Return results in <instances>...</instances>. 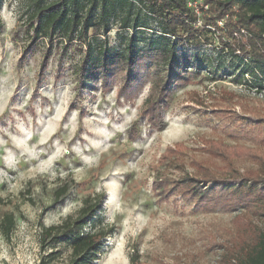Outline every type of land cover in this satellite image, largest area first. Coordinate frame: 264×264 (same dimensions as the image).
<instances>
[{
    "label": "rangeland",
    "instance_id": "obj_1",
    "mask_svg": "<svg viewBox=\"0 0 264 264\" xmlns=\"http://www.w3.org/2000/svg\"><path fill=\"white\" fill-rule=\"evenodd\" d=\"M32 1L3 0L0 8V219L11 214L15 220L10 236L0 235V264H38L42 228L74 216L82 199L97 193L103 195L97 213L112 234L94 264H227L242 224L261 231L264 218L241 209L206 211L178 187L162 198L153 185L157 178L175 182L208 171L227 177L228 168L257 169L243 153L264 154V83L256 74L241 75L246 61L224 45L235 41L249 49L250 33L239 29L224 40L215 27L204 26L213 16L209 6L194 3L198 33L184 52L211 68L172 90L157 130L139 117L151 81L124 97L120 76L104 87L80 88L73 73L76 46L53 48L37 80L47 44L23 56ZM140 16L146 29L137 36L149 38L157 31L155 19L144 10ZM227 18L216 20L217 27ZM132 33L113 25L97 40L116 48L119 37ZM65 183L67 195L54 202ZM59 248L65 258L68 252Z\"/></svg>",
    "mask_w": 264,
    "mask_h": 264
},
{
    "label": "trees",
    "instance_id": "obj_2",
    "mask_svg": "<svg viewBox=\"0 0 264 264\" xmlns=\"http://www.w3.org/2000/svg\"><path fill=\"white\" fill-rule=\"evenodd\" d=\"M195 1L198 0H33L26 14L29 44L23 56L29 55L39 43L47 44L37 74L39 82L52 49L59 46H76L79 50L80 58L73 73L80 88L89 90L96 84L104 87L120 76L119 93L124 97L130 96L143 80L151 81V90L139 117L159 130L164 126L162 113L168 107L172 90L190 84L198 70L211 68L204 59L197 63V55L184 52L185 46L194 47L198 33L193 28L195 14L188 5ZM2 3L0 0V8ZM203 3L213 15L204 19V26L215 27L224 40H233L232 33L239 29L250 33L249 49L235 41L224 42V45L230 54L240 57V63L246 61L247 68L241 70V75L247 73L256 77V74L264 83V0H203ZM142 10L155 19L157 25V31L145 39L137 36L141 29H146L140 16ZM226 15L224 28H218L215 21ZM113 25H118L121 31L133 30L130 36L119 37L121 42L116 48L97 40L101 35L106 36ZM237 52L242 53L241 56H237ZM243 155L253 161L256 170L240 172L228 168L227 177L208 171L175 182L157 178L153 190L163 198L170 189L178 187L184 197L194 200L195 206H203L206 211L241 209L264 218V154L249 150ZM68 190V184H62L55 190L53 201L65 197ZM102 199L99 193L88 195L82 199L81 208L74 216L42 228L39 238L42 255L38 264H57L65 259V264H94L99 259L105 238L112 234L111 226L97 213ZM236 221L242 220L237 218ZM14 225L13 216L5 214L0 219V235L8 238ZM242 225V232L225 254L226 263L264 264V230L251 224ZM59 247L68 252L65 258ZM131 263L134 264V259Z\"/></svg>",
    "mask_w": 264,
    "mask_h": 264
},
{
    "label": "built area",
    "instance_id": "obj_3",
    "mask_svg": "<svg viewBox=\"0 0 264 264\" xmlns=\"http://www.w3.org/2000/svg\"><path fill=\"white\" fill-rule=\"evenodd\" d=\"M199 1V0H198ZM198 1H195V2H193V3H190V4H188L189 5V7L191 8V7H193V8H195V5H194V3H197ZM196 11V10H195Z\"/></svg>",
    "mask_w": 264,
    "mask_h": 264
}]
</instances>
